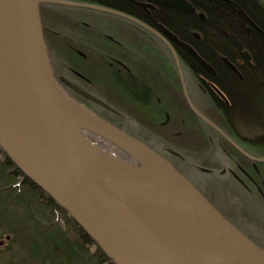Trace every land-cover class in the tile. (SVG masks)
<instances>
[{
  "label": "water",
  "instance_id": "water-1",
  "mask_svg": "<svg viewBox=\"0 0 264 264\" xmlns=\"http://www.w3.org/2000/svg\"><path fill=\"white\" fill-rule=\"evenodd\" d=\"M43 1L0 0V147L10 159L115 264H264V250L170 162L60 89L44 36Z\"/></svg>",
  "mask_w": 264,
  "mask_h": 264
},
{
  "label": "flooded vegetation",
  "instance_id": "flooded-vegetation-1",
  "mask_svg": "<svg viewBox=\"0 0 264 264\" xmlns=\"http://www.w3.org/2000/svg\"><path fill=\"white\" fill-rule=\"evenodd\" d=\"M222 1L240 5L238 0ZM254 2L264 10V0ZM207 7L205 0H44L40 10L52 70L68 97L141 138L147 132L141 114H167L166 124L171 121L169 114L196 120L199 127L214 133L215 148L222 146L230 163L204 173L227 174L247 191L256 190L264 197V167L260 168L264 166V114H226L222 105L232 100L220 78L221 70L228 68L247 80L243 71L254 68V52L246 42L236 49L211 47L206 36L213 35L206 31L210 25ZM70 84L113 110L84 97ZM176 86L181 95L176 96ZM192 87L196 89L191 91ZM185 92L196 110L225 136L191 109ZM203 98L209 104L204 105ZM152 138L153 149L195 184L176 150Z\"/></svg>",
  "mask_w": 264,
  "mask_h": 264
},
{
  "label": "trees",
  "instance_id": "trees-1",
  "mask_svg": "<svg viewBox=\"0 0 264 264\" xmlns=\"http://www.w3.org/2000/svg\"><path fill=\"white\" fill-rule=\"evenodd\" d=\"M205 3L208 6L207 9L210 15V25L206 31L209 30V33L213 32V35L206 34L207 39L211 40L210 46L217 49H219V46L236 49L240 42H246L254 52V68L243 71L247 80L236 76L228 68L221 70L220 78L224 82L222 89L232 100V102L228 103V106L222 105L226 114H264V10L254 0H238L240 4L238 7L231 6L222 0H205ZM248 29L250 32H248ZM235 39L237 42H234L236 41ZM220 43L224 45H220ZM220 49L222 48L220 47ZM172 69L174 79L178 80V73L174 63ZM175 92L176 96L181 95L178 86L175 87ZM99 116L104 118L101 114ZM111 123L122 129L117 122L112 121ZM151 124V120L145 123L147 132L142 134V138L135 132H133V136L152 149L153 145L149 140L153 141L152 137H157L160 141H163L161 142L163 145L164 143L170 145L183 158V161H186L185 155L181 152L182 149L170 141L164 131L155 132L153 130L154 125ZM156 126L158 128L161 127L159 124H156ZM0 156H2L0 158V236L4 232L8 234L6 241L10 243V254L13 264H25L26 260H30V264H80L75 253L79 248L84 249L85 246L95 244V242L67 210L55 202L19 169L1 147ZM126 156L130 158L128 155ZM193 166L199 175L204 173L199 169L200 166L198 167L195 164ZM207 175L214 176V174ZM206 179H209L212 185L211 188L204 185L205 189L218 197L220 202L226 203L225 207H227L228 199H232V203L240 200L241 208L237 207V211L242 213L243 210H247L243 208L244 201L242 199H247L246 201L249 203H246L252 208L253 212L262 211L264 213V197L258 191L249 192L236 180L228 178V183L233 185L235 190L231 193H226L210 177H206ZM21 185L24 187L23 189L20 188ZM194 185L232 224L264 250V220L260 218L261 215L253 213L254 215L250 214L246 219H243L245 221H252L251 219H253L250 223L252 227L246 226L248 229H244L232 219V217H235L230 215V213H233L232 208L222 209L216 206L210 195L200 189L196 183ZM34 201H41L40 203L42 205L45 204V207H40L38 202L37 205L40 208L38 211V208L35 209L31 206ZM46 210L53 213L56 221L60 222L62 219L64 225L67 224L70 230H74L76 240L79 243L73 242L68 238L62 228L43 226L41 222ZM3 244H5V241H0V245ZM94 258L96 259L94 264H102L103 261L108 259L100 248Z\"/></svg>",
  "mask_w": 264,
  "mask_h": 264
},
{
  "label": "rangeland",
  "instance_id": "rangeland-1",
  "mask_svg": "<svg viewBox=\"0 0 264 264\" xmlns=\"http://www.w3.org/2000/svg\"><path fill=\"white\" fill-rule=\"evenodd\" d=\"M194 89H196V87H192L191 91H193ZM203 101H204V105H207L208 103L207 99L203 98ZM208 110H211V109H208ZM141 115L145 123H147L149 120L152 121L151 125H154L153 130L155 132L160 133L164 131V133L167 135V138L173 143L177 144L180 149H182L181 152L185 155L184 158L186 159L185 163L189 164L188 165L189 170H186L187 175H189V177L193 180L194 183L197 184V186L200 189L204 190L205 193L210 195L211 200L216 206L221 207L222 209L228 208V207L232 208L233 213H230V215H233L235 217H232L230 215L228 216L232 217V219L235 220V223H237L240 227L244 229H248L246 226L251 228L252 224L250 223L253 221V219H251L252 221L250 220L245 221L243 219H246L250 214H253V213L254 214L256 213L255 215H261L260 218L264 220V213L262 211L253 212L252 208H250L247 205V203H249L248 201H246L247 199H242L244 201L243 208L247 210H243L242 213H239L237 211V207H240V200H236L235 203H232L231 202L232 199L230 200L228 199L227 207H225L226 203L220 202V199L218 197L212 195L211 192L209 193V191L205 189V186H208L209 188H211V185H212L209 179H206L205 177L208 175L205 173L203 174L201 173V175H199L196 169L194 168L193 164L197 165L198 167L200 166L202 168H206V169H209L215 172L222 169L224 165L227 167L230 166L228 159L224 157V155L221 154L223 153V150H222L223 147L220 146V147L215 148L216 147L215 143L217 142V140H216L214 133H212L211 131L210 132L207 131L202 126L199 127L196 120L188 118L184 115L169 114L170 115L169 118H171V121L168 124L165 123L167 121V114L166 115L165 114L164 115L163 114H141ZM183 119H185L184 124L182 123ZM157 122L161 126L160 128L156 126ZM173 122L175 123V126L172 125ZM255 137L257 138V136ZM228 148L231 149L230 146H228ZM1 157L2 156H0V158ZM260 168H262V166ZM214 177H217V175H214ZM262 178L264 179L263 175H262ZM214 181L216 182V185L219 186V188H223L226 191V193H231L235 190V187L233 185L229 183L225 184V183L219 182V178H215ZM20 188L23 189L24 187L21 185ZM38 202L34 201L31 206L35 209L38 208L37 210L39 211L40 209L39 206L43 208L45 207V204L42 205L40 201L38 204L39 206H38L37 205ZM41 223L43 226H48L51 228H59V229L62 228L64 234H67L68 238H70L73 242L79 243L76 240V237H75L76 235L74 233V230H70L67 224L64 225L63 223L56 221L55 216L50 211H47V210L45 211V215ZM7 236L8 234H6L5 232L2 236H0V241L2 240L5 241V244L0 245V264H13L14 263L12 261V257L10 254V243L6 241ZM75 254H76L77 260L80 261L79 262L80 264H94V261L96 262V259L94 258L95 256L92 255L89 249V245L85 246L84 249L79 248ZM29 262L31 261L26 260L25 264H30Z\"/></svg>",
  "mask_w": 264,
  "mask_h": 264
},
{
  "label": "bare ground",
  "instance_id": "bare-ground-1",
  "mask_svg": "<svg viewBox=\"0 0 264 264\" xmlns=\"http://www.w3.org/2000/svg\"><path fill=\"white\" fill-rule=\"evenodd\" d=\"M51 63V62H50ZM52 67V66H51ZM85 108V107H84ZM85 109H87V108H85ZM88 110V109H87ZM131 132V131H130ZM135 132V131H134ZM129 135H131V136H133V132H132V134L131 133H129ZM134 137V136H133ZM188 165L189 164H187V168H188ZM200 168V167H199ZM201 169V168H200ZM187 170H189V168L187 169ZM205 177H211V179L212 180H214L215 178H219V181L220 182H222V183H227L228 184V180L230 179L229 177H228V175L227 174H225L223 177H214V176H205ZM229 178V179H228ZM234 225V224H233ZM247 236V235H246ZM248 237V236H247ZM249 238V237H248Z\"/></svg>",
  "mask_w": 264,
  "mask_h": 264
}]
</instances>
